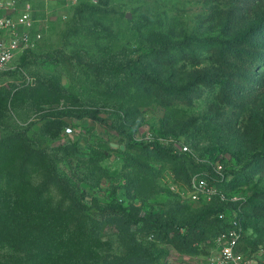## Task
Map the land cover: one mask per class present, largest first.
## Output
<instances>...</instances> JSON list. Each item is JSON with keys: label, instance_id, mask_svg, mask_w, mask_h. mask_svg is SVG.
<instances>
[{"label": "rangeland", "instance_id": "obj_1", "mask_svg": "<svg viewBox=\"0 0 264 264\" xmlns=\"http://www.w3.org/2000/svg\"><path fill=\"white\" fill-rule=\"evenodd\" d=\"M21 1L34 7L45 31L37 49L1 77L0 140L25 132L36 148L60 147L59 174L78 189L92 215L100 214L94 203L119 200L144 218L191 223L212 203H222L191 199L195 183L205 180L229 199H242L219 219H239L242 249L264 264V0ZM190 37L222 43L157 53L164 38L182 43ZM151 48L162 85L156 84L152 98H132L121 79L102 82L77 65L80 57L86 65L111 63ZM45 83L57 97L37 90ZM130 108L142 121L131 142L117 130ZM59 110H90L94 118L50 116ZM128 142L137 147H113ZM151 144L172 153L148 157L143 147ZM218 166L228 174L222 188L213 183ZM141 229L134 241L152 249L155 264H207L206 249L217 232L209 228L184 246L171 233L156 239ZM103 234L95 244L100 256L134 247L132 238H119L110 226Z\"/></svg>", "mask_w": 264, "mask_h": 264}, {"label": "trees", "instance_id": "obj_2", "mask_svg": "<svg viewBox=\"0 0 264 264\" xmlns=\"http://www.w3.org/2000/svg\"><path fill=\"white\" fill-rule=\"evenodd\" d=\"M220 43L222 41L219 38L190 37L182 43H172L164 38L157 53H167L182 45L217 46ZM146 51L139 50L120 61H103L90 65H86L84 58L80 57L77 65L93 70V75L102 82L104 77L121 79L132 98H152L155 86L159 83L150 61L151 55L156 52L152 48ZM144 58H149V61ZM256 61L252 60L251 67ZM56 86L58 84L53 85ZM158 86L162 87L161 84ZM37 90L50 98L58 95L53 90L50 91L46 83ZM137 111L136 108L127 109L119 120L117 130L129 142L142 122ZM50 116L58 120L94 118L90 110H59ZM129 142L124 144L126 149L137 147ZM71 146L78 148L77 145ZM118 148L122 151L121 146ZM59 150L60 147L36 148L25 132L0 140V264H155L158 256L152 249L142 248L134 241L136 233L140 232L136 227L142 225L141 231L147 230L156 239L171 233L184 246H188L190 239L199 240L209 228L217 231L215 237L229 229L231 224L219 218L224 209L240 205L233 202L212 203L208 211L201 213L191 223H182L174 217L164 215L150 214L144 218L140 209L126 207L119 200L106 205L94 203L92 207L100 214L92 215L91 208L78 189L60 176ZM143 152L156 159L172 153L171 150H162L157 144L143 147ZM187 158L191 162L195 161L190 155ZM224 173L226 177L223 182L215 174L216 181L213 183L219 188L229 184L228 174ZM106 226L114 228L119 238H132L134 247L119 256H100L95 251V244L104 237ZM244 240L245 238L240 244L241 250ZM212 247L213 242L207 247L206 255Z\"/></svg>", "mask_w": 264, "mask_h": 264}, {"label": "built area", "instance_id": "obj_3", "mask_svg": "<svg viewBox=\"0 0 264 264\" xmlns=\"http://www.w3.org/2000/svg\"><path fill=\"white\" fill-rule=\"evenodd\" d=\"M37 11L21 0H0V80L24 54L37 49L43 40L45 28L38 20ZM72 132L71 129L67 130ZM189 151L184 147V152ZM220 181L225 180L223 167L215 169ZM217 197L221 202L240 203L241 198L229 199L205 180L197 181L191 194L193 201ZM223 218V215L221 216ZM231 227L220 232L213 240V247L206 255L207 264H258L250 253L240 248L245 230L239 219L231 221Z\"/></svg>", "mask_w": 264, "mask_h": 264}, {"label": "water", "instance_id": "obj_4", "mask_svg": "<svg viewBox=\"0 0 264 264\" xmlns=\"http://www.w3.org/2000/svg\"><path fill=\"white\" fill-rule=\"evenodd\" d=\"M113 147L117 148L118 145H113ZM121 150L124 151L125 150V146H121Z\"/></svg>", "mask_w": 264, "mask_h": 264}]
</instances>
